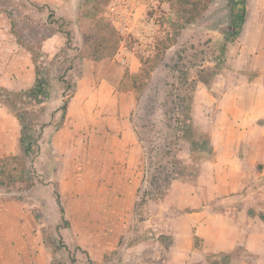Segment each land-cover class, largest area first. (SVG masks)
I'll return each mask as SVG.
<instances>
[{"label":"rangeland","instance_id":"374dc122","mask_svg":"<svg viewBox=\"0 0 264 264\" xmlns=\"http://www.w3.org/2000/svg\"><path fill=\"white\" fill-rule=\"evenodd\" d=\"M225 2L213 0L174 38L173 0H0V82L5 83L0 85L15 90L32 85L30 50L38 54L44 75L57 85L58 96L71 91L73 81L75 89L85 93L103 79L114 85L117 95L133 97L128 118L141 146L140 162L133 167L129 185H124V177L121 184L98 170L105 162L99 146L84 140L71 145L66 142L71 134L65 133L57 151L52 150L50 136L58 119L55 100L60 97L33 105L32 110H42V118L35 115L36 124L47 123L38 141L40 151L33 155L39 177H31L33 187H28L29 180L24 178L0 190L1 250H41L45 264H160L162 256L177 264L175 257L180 255L168 252H177L171 249L173 237L185 229L179 221H200L202 215L220 221L224 207L220 205V167L215 166L220 130L231 127L230 134L237 130L232 127L234 115L228 111L232 106L252 112L256 118L264 111V98L258 103L252 99L256 84L250 83L262 74L258 82L264 84V71L244 70L247 58L256 57L264 43V0H247L243 30L222 56L220 29L226 19ZM51 8L54 20L47 17ZM90 30L108 39L103 42L108 52L97 61L82 56L83 39ZM90 43L97 46L93 40ZM122 58L128 59L122 63ZM90 65L93 74L86 76ZM231 91L239 97L231 96ZM188 95L193 99L196 123L211 133L208 149L212 153L192 164L193 176L190 169L183 168L190 164L188 142L177 140L183 132L175 129L185 111L180 101ZM93 99L84 108L92 103L101 105L98 98ZM0 107L1 127H12L16 117L5 106ZM87 116V111L75 115L82 138L88 131L84 125ZM15 124L18 131L17 120ZM17 139L18 132L14 139L2 131V141L11 143L3 145L0 153H18ZM164 141L166 146L152 159L151 149ZM258 181L264 184V178ZM260 184L249 178L235 194L258 195L264 200ZM244 201L239 200L243 213ZM58 203L67 222L60 218ZM247 215L264 221V212L255 205L247 209ZM164 221L171 223L167 234L162 232ZM179 244L185 252L184 241ZM242 251L235 253L234 261L251 263L257 258L242 257ZM7 260L6 264H20L19 260L24 264V259ZM206 260L214 261L211 253ZM262 261L259 264H264Z\"/></svg>","mask_w":264,"mask_h":264},{"label":"crops","instance_id":"0c3cea01","mask_svg":"<svg viewBox=\"0 0 264 264\" xmlns=\"http://www.w3.org/2000/svg\"><path fill=\"white\" fill-rule=\"evenodd\" d=\"M247 50L249 49H243L242 55ZM259 51L255 55L256 57L252 55V57L247 58L248 61L244 70L257 69L259 72L264 71V55H262L264 54V43H260ZM240 60L243 59L238 61ZM31 73L33 82L35 77L34 67ZM88 73L93 74V65L87 68L85 75L87 76ZM262 76L260 74L255 77V80L250 82L251 86L256 84L251 95L252 99L256 100L257 103L258 101L262 102V98H264V84L258 82L260 78L262 80ZM83 78L77 80V87H79ZM1 82V84L5 85L4 81ZM96 85H98L96 88L85 93H82L78 88L74 90L67 105L63 124L51 134L50 144L52 145V150L54 152L57 151L61 136L65 133H70L71 137L66 142L70 143L71 141V145L75 146L74 143H81L84 140L89 145L99 146L98 152L104 156L105 160L103 168L97 167L99 171L101 170L102 176L103 174L104 176L108 174L113 179L121 181V184L124 177L126 179L124 185H129L128 178L133 174V167L137 166L141 158L140 141L135 128L128 118L133 97L131 95L127 97V93L117 95L114 92V85L103 79ZM247 85L249 86V83ZM101 88L104 89L103 93L100 91ZM232 93L234 92L231 91V96L236 97L238 95L236 91L235 95ZM57 97H60V99L58 101L55 100L56 109L61 105L63 99L62 94ZM57 97L51 99H58ZM93 97L98 98L101 105L97 106L92 103L91 106L88 105L87 108H84L85 104L90 100H94ZM236 108L237 106L234 108L232 106L228 111L234 115L232 127H237V130L232 134H230L231 127H223L220 130V155L217 156L215 164V166L220 167V205L224 207V210H220V221H215L212 217H203V215L200 221H179L184 224L185 229L184 232H175L176 234H173L174 245L171 246V249L176 248L177 252H168L169 254L176 253L180 255V257H175L178 258L177 264H214L206 260L210 253L233 251L237 246L243 249L242 257L252 255L257 258L251 263H246L244 259L237 261L232 259L229 264H259V261L263 262L262 260H264V221H259L256 218L257 216L251 219V216L247 215V209L251 205L259 207L264 212V200H262L263 198L260 199L261 197L258 195L252 197L250 194L242 196L235 194L240 190L239 187L243 186L249 178L257 185L260 184L258 180L264 178V111L260 112V115L263 114L262 117L256 118L252 117V112H250L252 110L248 113ZM1 110L2 108L0 107ZM85 111H87L88 120L85 119L84 125H86L88 131L82 138L81 126L75 124V120L79 118H75V115H83ZM228 111L224 112L228 113ZM238 112L240 114L239 117L236 116ZM16 120L17 118L13 121L14 125L12 127H1L0 123V150L3 145L8 143L2 141V131L8 132L10 138L14 135V139L16 132H18L19 137L20 126L18 125L17 131ZM6 154L9 153L4 151L2 154L0 153V156ZM260 185L264 186L263 183ZM114 191L115 189H112L113 194H115ZM239 200H245L243 203L245 206L244 213L239 209L241 207ZM161 225L163 233L171 232V223L169 221H164ZM152 226L155 227L154 224ZM182 241H184L186 246L185 252H182L180 248L179 243ZM196 241L198 244H196ZM43 253L41 250L22 252L0 249V264H6L7 259L14 258L24 259V264H45V262L41 261L42 258H46ZM162 257L160 264H171L168 256ZM260 258L262 259L260 260ZM19 262L23 264L22 260H19Z\"/></svg>","mask_w":264,"mask_h":264},{"label":"trees","instance_id":"16d2710c","mask_svg":"<svg viewBox=\"0 0 264 264\" xmlns=\"http://www.w3.org/2000/svg\"><path fill=\"white\" fill-rule=\"evenodd\" d=\"M213 0H173V10L175 11V18L172 19V28L175 30L173 37L176 38L179 32L187 24L193 22L196 16L201 15ZM225 8L227 13L224 15L226 18L223 22L221 30L223 38L221 39L220 53L223 56L226 53L228 44L233 43L243 30L247 18V0H226ZM49 20H54V10L51 8L47 15ZM214 24V23H213ZM211 27L212 29L216 28ZM15 34V32H14ZM68 36V33H66ZM110 34V31H109ZM16 35V34H15ZM17 43H21L16 35ZM90 40L96 42L97 46H92ZM108 40L100 32L86 33L83 39L82 56L89 57L97 61L107 51L106 43ZM28 50L30 48L24 44ZM31 59L34 64V81L30 87L25 89H9L0 85V104L5 106L18 120L20 131L18 137V153L5 155L0 157V190H7L10 186H14L17 180H29L28 187L34 186V181L30 180L32 176L39 177L38 171L33 163V155H37L40 151L39 139L43 128L47 125L44 121L41 124H36L35 119L37 114H41L42 110L38 112L31 109L33 105H38L45 100L58 96V88L52 82L51 78H47L41 71V66L38 62L37 56L31 52ZM40 56V54H39ZM221 60V58H220ZM203 83L208 84L207 81L201 80ZM72 90L68 93H63L61 105L55 109L58 114V119L53 125V131H56L63 124L67 105L76 87V82L71 83ZM185 98V99H184ZM181 99V103L185 104L182 119L179 120V125L175 127L177 131H182L183 136H178V139H185L189 145L190 164L183 165L184 169H190V174L196 175L192 164L198 159H203L209 156L212 150L208 149L211 144V133L209 129H202L194 119L192 111V96L188 95ZM21 105V106H19ZM36 115V116H35ZM52 127V126H51ZM38 128V130H37ZM176 138V136H174ZM166 142H159L151 149V158L156 159L160 154V149ZM192 169V170H191ZM198 177V174L196 178ZM25 178V179H24ZM60 218L62 221L67 222L64 218V210L61 203H58ZM241 249L237 246L235 250L229 252L211 253V259L215 264H229L232 262L233 256Z\"/></svg>","mask_w":264,"mask_h":264},{"label":"built area","instance_id":"2783aa9c","mask_svg":"<svg viewBox=\"0 0 264 264\" xmlns=\"http://www.w3.org/2000/svg\"><path fill=\"white\" fill-rule=\"evenodd\" d=\"M121 61H122V63H123V62L125 61V59H124V58H122V59H121Z\"/></svg>","mask_w":264,"mask_h":264}]
</instances>
